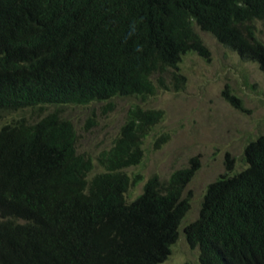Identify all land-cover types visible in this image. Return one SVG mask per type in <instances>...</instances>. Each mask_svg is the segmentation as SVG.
Returning a JSON list of instances; mask_svg holds the SVG:
<instances>
[{
  "label": "trees",
  "instance_id": "16d2710c",
  "mask_svg": "<svg viewBox=\"0 0 264 264\" xmlns=\"http://www.w3.org/2000/svg\"><path fill=\"white\" fill-rule=\"evenodd\" d=\"M257 20L264 0H0V112L23 111L0 125V264L164 261L191 207L184 191L198 158L146 178L129 168L142 164L163 109L132 101L110 145L92 155L64 108L145 100L168 87L167 75L183 86V56H209L196 25L264 71ZM243 161L236 170L227 160L184 227L201 264H264V134Z\"/></svg>",
  "mask_w": 264,
  "mask_h": 264
},
{
  "label": "rangeland",
  "instance_id": "374dc122",
  "mask_svg": "<svg viewBox=\"0 0 264 264\" xmlns=\"http://www.w3.org/2000/svg\"><path fill=\"white\" fill-rule=\"evenodd\" d=\"M255 23L258 36L264 41V21ZM196 30L208 47L209 56L196 52L183 56L178 69L185 76L183 86L167 75L168 87H157L156 93L145 100L115 97L113 109L104 101L64 108L78 129L80 149L92 155L110 145L132 101L163 109L164 118L146 138L142 164L129 168L141 170L146 178L155 173L168 178L174 170L189 166L191 158H198L199 166L184 191L191 207L180 224L170 254L159 264H201L199 248L190 246L184 227L199 216L206 189L224 173L227 160H233L236 170L242 169L245 145L264 134V71L257 62L241 59L211 33L197 25ZM225 89L242 99L243 109L226 99ZM22 112H0V125ZM162 133L168 137L156 147V138ZM95 167L94 171L100 169ZM144 182L131 188L133 197L141 192Z\"/></svg>",
  "mask_w": 264,
  "mask_h": 264
}]
</instances>
